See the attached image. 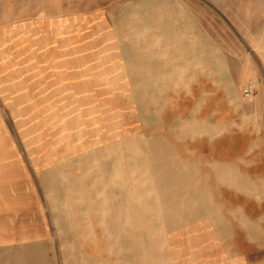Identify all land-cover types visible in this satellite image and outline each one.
<instances>
[{
    "label": "rangeland",
    "instance_id": "374dc122",
    "mask_svg": "<svg viewBox=\"0 0 264 264\" xmlns=\"http://www.w3.org/2000/svg\"><path fill=\"white\" fill-rule=\"evenodd\" d=\"M148 1L0 0V264H191L208 224L264 259V0H177L192 43Z\"/></svg>",
    "mask_w": 264,
    "mask_h": 264
},
{
    "label": "crops",
    "instance_id": "0c3cea01",
    "mask_svg": "<svg viewBox=\"0 0 264 264\" xmlns=\"http://www.w3.org/2000/svg\"><path fill=\"white\" fill-rule=\"evenodd\" d=\"M148 2L151 4L148 7H150V9L153 11V16L151 17V26L155 31H159L160 33H162V35L160 34V37L159 34H157L155 40H159L158 38L161 37L166 38L165 36H168L165 40L167 43H170L171 41H177L178 43L186 41L188 43H192L190 37H187L185 35L186 32L191 31L192 24L189 21V17L187 15H183L180 12L181 6L178 4L177 0H149ZM168 31H172L171 34H167ZM186 116L187 113L181 114V118H185ZM180 126L184 127L185 123ZM170 139L176 140V137L163 135L156 138H149L147 139V143L162 144L165 140ZM167 151H157L159 155H157L156 152L154 153L152 151V159L154 160V163L152 164L151 169L155 174L159 176L167 172L175 171L179 169V167H181L180 164H176L177 162L170 160L168 162V159L164 156H173V154H175L176 157L180 156V159L185 162L189 161L190 159L188 156H185L182 153L170 152V154H168L169 149ZM116 171H114L115 173L113 172L111 175L103 174V177L107 178V180L111 183V181L117 177L119 171ZM129 181L131 182V179ZM101 208L104 209L105 207L102 205ZM125 217L126 220H128L130 216L128 214ZM112 225H114L115 230H113L116 231L117 238L132 237L134 239L136 236L149 238L151 235V226L149 227L147 223H144L140 229L138 228L140 230L138 235L133 234V230H135V227L132 223L128 224L127 222L126 226H123L118 223V220H116V223ZM121 233H124V236H121ZM191 233L196 234L195 236L192 235L194 236V238H192L190 246L191 264H264L263 256L260 255V253L262 252V243H259L258 245H250L248 243L246 244L243 243L241 237L238 236V238H234V240H232V243L230 244L231 248H229L228 245L226 246L223 243L222 245L220 244V240L210 229L209 224L206 226L203 225L201 228H197L193 232L191 231ZM179 245V247L181 248V243ZM185 254L186 251L184 252L182 248L176 251V255L179 259L178 264L184 263L183 256ZM193 258H196V261H193Z\"/></svg>",
    "mask_w": 264,
    "mask_h": 264
},
{
    "label": "built area",
    "instance_id": "2783aa9c",
    "mask_svg": "<svg viewBox=\"0 0 264 264\" xmlns=\"http://www.w3.org/2000/svg\"><path fill=\"white\" fill-rule=\"evenodd\" d=\"M245 93H246V95L249 97L250 90H249V89H246Z\"/></svg>",
    "mask_w": 264,
    "mask_h": 264
}]
</instances>
